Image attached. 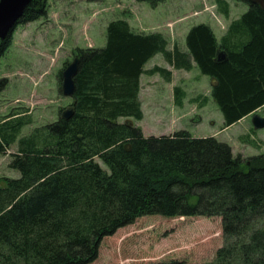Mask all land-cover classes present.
Wrapping results in <instances>:
<instances>
[{
    "label": "trees",
    "instance_id": "16d2710c",
    "mask_svg": "<svg viewBox=\"0 0 264 264\" xmlns=\"http://www.w3.org/2000/svg\"><path fill=\"white\" fill-rule=\"evenodd\" d=\"M138 1L152 7L162 2ZM215 1L228 17L227 1ZM235 1L248 8L219 39L208 24L192 25L184 51L168 50L159 32L110 21L102 47L72 51L79 63L69 118L59 116L20 138L29 122L21 114L0 124V154L17 141L9 166L20 173L0 184V264H89L104 237L146 215L220 216L225 242L209 264H264V153L244 159L214 136L193 137L186 130L144 136L140 127L118 121L142 118V73L170 80L165 68L143 70L157 53L176 69L189 71L194 63L212 79L210 96L223 128L264 105V0ZM47 10L48 0H30L0 41V57L14 29ZM218 50L225 61L216 60ZM7 84L1 77L0 91Z\"/></svg>",
    "mask_w": 264,
    "mask_h": 264
},
{
    "label": "rangeland",
    "instance_id": "374dc122",
    "mask_svg": "<svg viewBox=\"0 0 264 264\" xmlns=\"http://www.w3.org/2000/svg\"><path fill=\"white\" fill-rule=\"evenodd\" d=\"M226 1L228 17L218 11L215 0H162L154 7L138 0H48L47 15L19 24L10 46L0 57V78H8L7 86L0 91V124L11 114H21L29 122L21 128L20 138L56 121L72 102L71 97L61 93L60 72L72 61L75 48L105 44L110 21L125 19L135 32H159L168 50L174 45L186 49L185 35L192 25L206 23L219 35L248 8L243 2ZM162 56L157 53L153 60L165 65ZM152 61L145 66H151ZM197 72L202 79L194 80V71L174 70L168 84L159 74H146L139 83L140 96L138 92L142 118L120 117L118 121L128 120L147 135L180 129L193 137L212 135L223 127L222 114L208 94L209 76ZM173 84L184 86L185 100L196 95L197 84L208 96L203 110L195 108L197 102H187L180 110L170 102L159 104L157 94L162 92L163 98L170 100L168 91ZM173 109L178 110L177 114ZM255 113L264 117V106ZM196 115L203 118L202 122ZM217 137L231 146L233 155L244 159L264 153V128L255 130L251 116L219 130ZM16 150L17 141L0 154V184L4 178L20 175L9 166L10 154ZM224 242L220 216L146 215L104 237L97 258L89 264H159L171 259L184 264H209L216 262L217 250Z\"/></svg>",
    "mask_w": 264,
    "mask_h": 264
},
{
    "label": "water",
    "instance_id": "95a60500",
    "mask_svg": "<svg viewBox=\"0 0 264 264\" xmlns=\"http://www.w3.org/2000/svg\"><path fill=\"white\" fill-rule=\"evenodd\" d=\"M30 0H0V41L9 35L17 20L22 16ZM227 55L224 51L218 50L216 60L225 61ZM79 58L74 56L72 61L62 71L61 93L65 97H72L75 91L74 77L77 73ZM73 112L72 106L64 109L60 115L61 118L67 119ZM131 124L130 121H126ZM252 126L255 130L264 128V117L253 113L251 115Z\"/></svg>",
    "mask_w": 264,
    "mask_h": 264
},
{
    "label": "crops",
    "instance_id": "0c3cea01",
    "mask_svg": "<svg viewBox=\"0 0 264 264\" xmlns=\"http://www.w3.org/2000/svg\"><path fill=\"white\" fill-rule=\"evenodd\" d=\"M216 30H214L213 29V32H214V34H215V36H216V38L217 39H219L224 33H225V31L224 32H221V34H216V32H215ZM219 33V32H218ZM184 46H185V44H184ZM174 47H177L179 50H181V51H184V50H186L185 48H179L178 46H176V45H174L173 46V48ZM173 48H171V49H169V50H172ZM162 55V54H161ZM155 57H156V54L153 56V57H151L145 64H144V66H143V70H149V69H151L153 66H159V67H162V68H165L166 70H168L170 73H172L174 70H179V71H185V72H191V71H194V73H195V77L193 78L194 80H200V79H202L203 78V76H201L200 74H198V72L197 71H199L198 70V68L197 67H195V64L193 63V68L191 69V70H189V71H186V70H183V69H176V68H174L169 62H167L164 58H162L161 59V61L163 62L164 61V63H165V65H167V67L165 66V65H163V64H159V62H157V60H153V59H155ZM163 57V56H162ZM153 60V61H152ZM150 61H152V63L153 64H150L151 66H149V67H147V66H145V65H147V63H149ZM171 67V68H170ZM174 69V70H173ZM146 74L147 75H149V76H153V75H155V74H152V75H150V74H148V73H146V72H144V73H142L141 75H140V77H139V83H140V85H141V81H143V77H145L146 76ZM171 76H172V74H171ZM171 76H170V80L169 81H167V80H165L164 79V81H166L167 83L166 84H168L170 81H171ZM209 84H210V86H212V79L209 77ZM181 87V89H182V92H180V93H177V94H175L174 93V89L176 88V87ZM141 87V86H140ZM194 91H196V95H193L192 97H189V98H187L186 100H185V97H187V92H186V89L184 88V86L183 85H180V84H173L172 85V87L170 88V90L168 91L169 93H170V95H169V98H170V100H166V99H164L163 98V96H164V94H162V92H160L159 94H157V99L156 100H158L157 102H159V104H161V105H164V104H167L168 102H170L171 104H174L173 106H175V108L177 107L178 108V110H180L181 109V107H183L185 104H187V102H192V103H196L197 102V107H195V108H198V109H200V110H203V106L206 104V101H207V98H208V96L207 95H205L204 96V94H202L201 93V91H200V88L198 87V85L196 84V85H194ZM210 89H209V93L208 94H210ZM139 96H140V92H139ZM201 106V107H200ZM264 106V105H263ZM177 109H176V111H178ZM258 110V109H257ZM256 110V111H257ZM175 111V109H173V111L172 112H176ZM255 113V112H254ZM176 114H177V112H176ZM253 114V113H252ZM252 114H250V115H247V116H245V117H243L242 119H240L239 121H237L236 123H234V124H237V123H239V122H241V121H243L244 119H246L247 117H249V116H251ZM196 117H198L199 119L198 120H200V119H202L203 120V118H201V116L200 115H196ZM200 122H202L201 120H200ZM200 122H198V123H200ZM222 123H223V117H222ZM212 124H215V122H212ZM233 124V125H234ZM230 126H232V125H230ZM229 126V127H230ZM226 128H228V127H225V128H221V129H219L220 131H223V130H225ZM180 130H183V129H180ZM219 130H217V129H215L214 131H213V133H212V135H210V136H214L215 138H217L218 139V137H217V133H218V131ZM172 133V132H171ZM170 132H168V133H161V134H158V135H168V134H171ZM144 136H150V135H147V133H146V131L144 130V134H143ZM158 135H154V136H158ZM203 137H205V136H203ZM219 140V139H218ZM255 155V154H254Z\"/></svg>",
    "mask_w": 264,
    "mask_h": 264
}]
</instances>
